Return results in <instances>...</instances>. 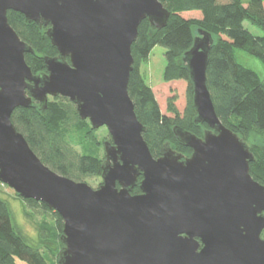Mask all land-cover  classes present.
<instances>
[{
  "label": "water",
  "instance_id": "95a60500",
  "mask_svg": "<svg viewBox=\"0 0 264 264\" xmlns=\"http://www.w3.org/2000/svg\"><path fill=\"white\" fill-rule=\"evenodd\" d=\"M8 10L49 26L58 55L34 73L33 48ZM161 0H0V182L56 210L64 221L60 264H264V184L250 172V145L219 118L207 83L210 32L184 53L203 136L175 125L189 156L165 143L154 157L128 91L132 44L148 19L160 29ZM64 96L92 127L105 126L102 183L92 187L45 164L11 117ZM141 192L132 193L138 184Z\"/></svg>",
  "mask_w": 264,
  "mask_h": 264
},
{
  "label": "trees",
  "instance_id": "16d2710c",
  "mask_svg": "<svg viewBox=\"0 0 264 264\" xmlns=\"http://www.w3.org/2000/svg\"><path fill=\"white\" fill-rule=\"evenodd\" d=\"M161 1L170 11L168 23L160 29L152 28L148 19L140 23L137 39L132 44L135 61L128 84L138 119L146 128L144 138L151 153L154 157L160 156L168 143L177 152L189 156L192 149L177 140L173 127L180 125L198 136H203L209 127L205 122H195L193 86L183 62L184 53L192 46L198 30L203 29L214 39L209 53L207 83L215 109L221 121L250 145L255 156L250 162V172L264 184V78L241 63L237 56V51L242 50L264 65V0ZM195 10L201 12V17L182 15ZM8 19L21 39L34 50L25 54L33 72H47L44 57L59 53L46 32L49 26L29 21L15 10H8ZM247 23L259 27L262 34H254ZM158 44L166 48L163 79L166 82L182 79L188 83L182 113L176 106V95L168 98L167 110L172 115L162 112L152 86L141 71V64ZM11 119L31 148L53 170L77 181L102 177L105 153L101 156L99 151L103 143L96 136L97 129L89 119L80 117L69 98L49 97L43 110L38 103L18 107ZM107 139H111L110 135ZM142 177L139 176L132 193L141 192ZM23 199L45 217L40 225L39 240L33 244L15 229L11 207L0 196V264H19L17 258L30 264H60L58 256L64 245L61 240L63 218L40 201ZM43 248L50 252L49 259Z\"/></svg>",
  "mask_w": 264,
  "mask_h": 264
},
{
  "label": "rangeland",
  "instance_id": "374dc122",
  "mask_svg": "<svg viewBox=\"0 0 264 264\" xmlns=\"http://www.w3.org/2000/svg\"><path fill=\"white\" fill-rule=\"evenodd\" d=\"M182 15L185 18L201 17V12L196 10L185 11ZM247 26L254 34H262V30L259 27L249 23H247ZM165 51V47L159 44L156 45L151 50L149 58L141 64V71L147 82L152 86L162 112L167 115H172L167 110L168 98L175 95L177 96L175 103L179 111L182 113L186 105V90L188 83L182 79L169 82H166L163 79V72L166 66ZM237 56L241 63L255 69L260 76L264 78V65L258 58L242 50L237 51ZM108 135L109 133L105 126L98 128L96 131V136L103 143L99 151L101 156L104 155V141ZM87 182L92 187L97 188L102 183V177H92L91 179L89 178ZM0 196H2L11 207L15 229L24 234L33 244L37 243L41 232L40 225L45 218L44 215L31 208L13 188L2 182L0 183ZM42 250L45 256L49 259L50 252L45 248ZM17 261L19 264H30L27 260L22 258H17Z\"/></svg>",
  "mask_w": 264,
  "mask_h": 264
}]
</instances>
